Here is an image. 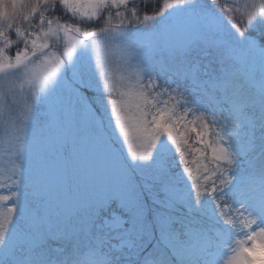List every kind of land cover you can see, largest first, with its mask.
<instances>
[{
  "label": "snow or ice",
  "instance_id": "6c2138e0",
  "mask_svg": "<svg viewBox=\"0 0 264 264\" xmlns=\"http://www.w3.org/2000/svg\"><path fill=\"white\" fill-rule=\"evenodd\" d=\"M0 146V264H259L264 0H0Z\"/></svg>",
  "mask_w": 264,
  "mask_h": 264
},
{
  "label": "trees",
  "instance_id": "16d2710c",
  "mask_svg": "<svg viewBox=\"0 0 264 264\" xmlns=\"http://www.w3.org/2000/svg\"><path fill=\"white\" fill-rule=\"evenodd\" d=\"M97 147H99V145L88 142V144L85 147V150L86 149L93 150L96 149ZM85 150L83 153L84 162H77L75 173L73 176L74 181L80 184H83L86 178H91L93 176L99 177L102 173L106 171V162L105 163L98 162L99 157H97L96 155H92L91 153L89 154ZM1 152L3 153L2 146H0V161L3 162H0V173H3L6 176L11 170V163L9 162L8 156L5 154L6 156L4 157L1 154ZM88 157H90L89 160H87ZM189 159L192 158L189 157ZM0 194L3 193L0 192Z\"/></svg>",
  "mask_w": 264,
  "mask_h": 264
},
{
  "label": "rangeland",
  "instance_id": "374dc122",
  "mask_svg": "<svg viewBox=\"0 0 264 264\" xmlns=\"http://www.w3.org/2000/svg\"><path fill=\"white\" fill-rule=\"evenodd\" d=\"M44 119H45V114H44V111L42 110V108L40 106H37L34 111H33V114H32V121H33V124L36 125L37 127L41 126L44 122ZM88 144V141H85L84 144L82 145V148H81V153H80V158L77 162H84V159H83V153H84V150H85V147L86 145ZM84 149V150H83ZM87 153H91L92 155H96L97 157H99V160L98 162H103L105 163L106 162V159L104 157V154L102 152V149L99 147H97L96 149H93V150H90V149H86L85 150ZM124 151L126 152L127 149L126 147L124 148ZM1 154L5 157L6 155L3 154L1 152ZM90 157H88L87 160H89ZM0 162H3V161H0ZM6 168V167H5ZM5 171V170H4ZM250 246V245H249ZM257 255L261 258L260 261H259V264H264V248H260L258 249V252H257Z\"/></svg>",
  "mask_w": 264,
  "mask_h": 264
}]
</instances>
